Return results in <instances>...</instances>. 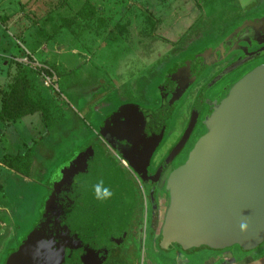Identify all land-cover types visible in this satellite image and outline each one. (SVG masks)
<instances>
[{
	"label": "rangeland",
	"instance_id": "obj_1",
	"mask_svg": "<svg viewBox=\"0 0 264 264\" xmlns=\"http://www.w3.org/2000/svg\"><path fill=\"white\" fill-rule=\"evenodd\" d=\"M262 13L264 0H0V40L14 45V55L7 60L35 72L32 82L41 92L44 110L25 118L26 127L27 121L37 125L30 127L27 138L26 132L17 131L24 146L17 153L24 155L21 172L35 166L30 161L36 146L40 171L30 183L13 175L0 178V264L39 217L47 177L58 163L87 141L115 160L96 135V112L118 99L143 104L154 98L155 85L171 62L209 48L244 17ZM16 81L15 76L0 89L1 104L11 93L24 94L18 86L12 91ZM30 101L25 97L15 105L29 108ZM182 117H171L158 152L174 143ZM8 137V146L18 147L17 140ZM1 175L7 177L5 171ZM146 219L131 264H175L178 259L186 264H235L246 253L264 256V242L246 253L237 246L202 248L197 256L156 250L149 233L144 234Z\"/></svg>",
	"mask_w": 264,
	"mask_h": 264
},
{
	"label": "water",
	"instance_id": "obj_2",
	"mask_svg": "<svg viewBox=\"0 0 264 264\" xmlns=\"http://www.w3.org/2000/svg\"><path fill=\"white\" fill-rule=\"evenodd\" d=\"M256 24L244 20L173 75L186 73L176 87L177 98H171L162 114L145 110L152 118L145 125L157 123L154 136L161 133L173 101L208 67L238 50L234 45L246 42ZM209 110L204 132L165 179L168 204L160 245L253 250L264 242V64L230 85ZM123 121L131 126L128 117ZM134 134L131 142H139L142 133ZM99 135L106 140L104 133ZM46 189L39 217L4 264H102L111 245L121 244L126 236L134 205L131 181L99 145L87 142L54 167ZM244 264H264V256Z\"/></svg>",
	"mask_w": 264,
	"mask_h": 264
},
{
	"label": "flooded vegetation",
	"instance_id": "obj_3",
	"mask_svg": "<svg viewBox=\"0 0 264 264\" xmlns=\"http://www.w3.org/2000/svg\"><path fill=\"white\" fill-rule=\"evenodd\" d=\"M244 20H252L253 23H257V26L255 25L256 27L248 33L247 41L235 44L234 46L239 48L238 50L208 67L182 93L177 101H173V110L163 123L160 134L158 132L154 136L157 127L156 122H151L154 123L151 126L145 125L147 120L152 119L146 116L145 110L153 113L161 112L160 114L167 110L171 98L174 96L177 98L179 91L176 87L183 82L186 73L180 78L179 75L175 77L173 75L182 69L200 50L174 60L166 67L159 83L155 85L154 92L156 94L154 98H146L144 101L146 105L118 99L116 104L108 103L103 106L104 111L96 112V124H94L96 135L118 154L112 145L106 142L109 139L128 158L125 160L118 154L127 163L129 171L118 165L117 162L116 167L124 173L127 180L131 181L134 194L132 216L126 236L121 244L113 243L111 245L110 254L102 264H131V256L135 253V249L141 245L140 227L145 216L147 219L143 229L144 234L146 236L149 233L148 235H150L156 250L181 252V255L196 254L197 256L200 254L198 252L202 248L183 249L175 244L166 247L160 245V230L168 204L164 182L171 170L186 159L194 143L204 132L203 119L210 111V104L223 97L228 87L245 73L264 64V13L259 16L244 17L233 26L232 30ZM223 71V76L208 86L209 82ZM171 78H173V84L170 82ZM147 102L153 105H147ZM175 113L183 115V124L180 126L181 129L174 143L160 153L158 149L168 133L169 122ZM126 117L131 120L129 127L123 121ZM99 132L104 133L106 140L99 135ZM132 134L135 136L141 134L137 137L139 142H131L133 141ZM157 136L159 137L157 138ZM106 154L108 155V153ZM259 257L258 255L250 256L247 253L243 256V260L234 261V263L244 264ZM204 262L207 264L206 261ZM175 264L186 263H183L182 259L181 261L178 259Z\"/></svg>",
	"mask_w": 264,
	"mask_h": 264
},
{
	"label": "trees",
	"instance_id": "obj_4",
	"mask_svg": "<svg viewBox=\"0 0 264 264\" xmlns=\"http://www.w3.org/2000/svg\"><path fill=\"white\" fill-rule=\"evenodd\" d=\"M2 20L0 19V22L3 24ZM16 68H17V76H16L17 81L15 85L12 86V91L16 89V86H18L20 90L23 91L24 94L18 97L13 95L12 93L11 95L9 94L10 96L8 97L6 103L1 104V108H0V137L4 136L5 134H8L11 136L12 141L17 140V131L15 129L11 131L13 127L11 126L12 124H10L9 122L14 121L29 113H33L35 111H44L41 104L43 100L41 92H39V89L37 90V88L32 82V78L35 72L29 70V68L23 66L21 63H16ZM41 71L46 72V70L44 69H41ZM25 97L31 99L29 108L17 107L15 104L22 102V100H24ZM10 100H12V103L10 102ZM77 148H80V146ZM23 156L24 155H19V154H13V155L7 154L4 152V148L0 145V162L8 167L13 168L14 170L20 171L19 166L25 163ZM64 160L65 159H63L62 161ZM239 250H241L244 253L251 251V250H242L240 248Z\"/></svg>",
	"mask_w": 264,
	"mask_h": 264
},
{
	"label": "crops",
	"instance_id": "obj_5",
	"mask_svg": "<svg viewBox=\"0 0 264 264\" xmlns=\"http://www.w3.org/2000/svg\"><path fill=\"white\" fill-rule=\"evenodd\" d=\"M0 43H1L0 44V89H2L10 81V79H12L13 77L17 76L16 63H20V62H16L15 64H12V62H9L7 60L11 55H14V54H10L12 51H14L13 41L7 40V41L3 42V40L1 39ZM13 60L17 61L16 58H13ZM1 96H2V94L0 93V97ZM1 103L2 102L0 100V108H1ZM36 115H37L36 113L24 115V116L14 120V121H11L9 123L12 124L15 127V130L18 131L19 133H25L26 132L25 135H26V138H27L28 137L27 134L30 133V127L33 126V125L35 127H37V125L31 124L30 121H27L29 126L26 127L25 118L30 117V116H35L36 117ZM36 132H39V130H36ZM8 136L9 135H4L1 138L2 147L5 148L4 152L7 153V154H12V155L13 154H17V153L20 154L21 153L20 149L24 148V146L21 143L23 141V139H22L21 142H20V138L17 139L18 147H15L14 145L8 146V143L11 142ZM19 142L21 144H19ZM38 147L39 146H36V147H34V149L33 148L31 149V152L33 153L32 154V159L34 158V160L32 162L30 161V163L31 164L34 163L35 166L32 169V166L29 165L28 172L27 171H23V170H22V172H21V170L20 171L14 170L13 168L8 167V166H6V165H4L3 163L0 162V171L1 172L5 171L7 173V177L3 176V175L0 176L1 180L5 181L6 178H9L10 176L13 175L15 178L17 177L19 179H22L24 183H27V182L30 183V181H32L34 179L33 178L34 174L38 173L40 171V164H39L40 160L38 158V155L35 152L36 148H38ZM43 147L44 146H42V148ZM37 150L40 151V148H38ZM24 151H26V150H23L22 152H24ZM43 156H45V155L43 154ZM45 186H46V184H45ZM8 209H9L8 212L11 213L10 212L11 211L10 208H8Z\"/></svg>",
	"mask_w": 264,
	"mask_h": 264
},
{
	"label": "built area",
	"instance_id": "obj_6",
	"mask_svg": "<svg viewBox=\"0 0 264 264\" xmlns=\"http://www.w3.org/2000/svg\"><path fill=\"white\" fill-rule=\"evenodd\" d=\"M103 141V140H102ZM104 142V141H103ZM105 146H106V148L108 149V151H109V154L113 157V158H115V161L118 163V165H120L121 167H123L124 169H126L127 171H129V168H128V166H127V163L118 155V154H116L110 147H109V145H107L106 143H105Z\"/></svg>",
	"mask_w": 264,
	"mask_h": 264
}]
</instances>
